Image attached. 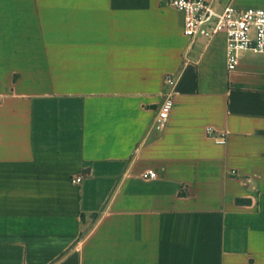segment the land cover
Wrapping results in <instances>:
<instances>
[{
	"label": "crops",
	"instance_id": "1",
	"mask_svg": "<svg viewBox=\"0 0 264 264\" xmlns=\"http://www.w3.org/2000/svg\"><path fill=\"white\" fill-rule=\"evenodd\" d=\"M169 1L0 0V264H264V54Z\"/></svg>",
	"mask_w": 264,
	"mask_h": 264
},
{
	"label": "built area",
	"instance_id": "2",
	"mask_svg": "<svg viewBox=\"0 0 264 264\" xmlns=\"http://www.w3.org/2000/svg\"><path fill=\"white\" fill-rule=\"evenodd\" d=\"M168 5L183 16V33L191 41L202 37L207 41L224 34L227 39L226 63L229 72L236 71L242 53L264 54V9H241L233 4L217 7V0H170ZM163 101L154 118L152 130L161 133L170 118L173 106L177 77L172 74L164 79ZM208 137L219 144H225L227 133L213 128L207 129ZM156 173L147 171L144 177L155 179ZM83 176L73 179L81 183Z\"/></svg>",
	"mask_w": 264,
	"mask_h": 264
},
{
	"label": "trees",
	"instance_id": "3",
	"mask_svg": "<svg viewBox=\"0 0 264 264\" xmlns=\"http://www.w3.org/2000/svg\"><path fill=\"white\" fill-rule=\"evenodd\" d=\"M238 202H241L240 200Z\"/></svg>",
	"mask_w": 264,
	"mask_h": 264
}]
</instances>
